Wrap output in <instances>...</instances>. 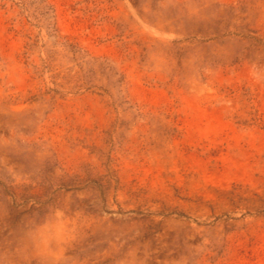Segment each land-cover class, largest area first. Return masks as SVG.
<instances>
[{
    "label": "rangeland",
    "instance_id": "rangeland-1",
    "mask_svg": "<svg viewBox=\"0 0 264 264\" xmlns=\"http://www.w3.org/2000/svg\"><path fill=\"white\" fill-rule=\"evenodd\" d=\"M31 2L0 0V264H264V0Z\"/></svg>",
    "mask_w": 264,
    "mask_h": 264
},
{
    "label": "trees",
    "instance_id": "trees-1",
    "mask_svg": "<svg viewBox=\"0 0 264 264\" xmlns=\"http://www.w3.org/2000/svg\"><path fill=\"white\" fill-rule=\"evenodd\" d=\"M32 4L37 5V8L39 9V13L41 14V16H43L44 18H50L51 16H53V9L50 6H47L44 4V0H32L31 2ZM48 30L50 31V35H53V31L56 30L54 26H51V23H49L47 25ZM201 33V31H197L196 34ZM230 35L232 34V32L230 30H228L227 28H225L224 32L221 33L220 31H216L211 33L210 35L212 36H222V35ZM214 39V38H213ZM210 40V39H209ZM208 39H204L202 40V42H207ZM201 42V43H202ZM67 46V50L68 52L71 54V60L78 66L80 67L81 71L87 69L88 73H87V77L84 79V83L83 86H88V88H92V87H99L97 85H94V79H90L91 75H95L97 73L96 66H101L102 69L105 68H109L110 70L115 71V74L118 75V79L115 81L118 84H121L123 81V76L121 73L117 72L116 69L113 66H110L109 63L107 62V60L105 59H101L98 57H94L92 55H90L87 52L82 51V49L78 48L76 45L73 44H68ZM48 68H50V66H47ZM73 69H71L70 71H72ZM68 77H70V74H68ZM80 81V80H79ZM63 86V84L61 85ZM82 86V85H81ZM59 94H61V91H57ZM125 104H130L129 101H124V102H118L117 100H113L111 102L112 106H115L116 108L118 107H122L124 110H132L133 113V117L135 119L142 117V113L139 111V109H136L134 107V105H129L128 107H125Z\"/></svg>",
    "mask_w": 264,
    "mask_h": 264
}]
</instances>
